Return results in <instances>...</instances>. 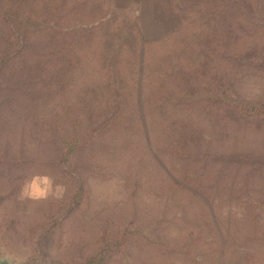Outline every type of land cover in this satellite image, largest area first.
Returning a JSON list of instances; mask_svg holds the SVG:
<instances>
[{
	"label": "rangeland",
	"instance_id": "obj_1",
	"mask_svg": "<svg viewBox=\"0 0 264 264\" xmlns=\"http://www.w3.org/2000/svg\"><path fill=\"white\" fill-rule=\"evenodd\" d=\"M212 1L0 0V258L82 264L126 234L105 264H264V0ZM47 18L66 31L27 23ZM138 20L166 42L147 45L140 107L121 39Z\"/></svg>",
	"mask_w": 264,
	"mask_h": 264
},
{
	"label": "trees",
	"instance_id": "obj_2",
	"mask_svg": "<svg viewBox=\"0 0 264 264\" xmlns=\"http://www.w3.org/2000/svg\"><path fill=\"white\" fill-rule=\"evenodd\" d=\"M184 1L187 2V5L189 6L188 10L189 11L194 10L195 12L197 9H199L198 7L200 5H203L204 3H205V5L208 2L211 4L214 3V1H212V0H184ZM218 2H219V0L215 1V4ZM210 15L211 14L208 13L207 16H210ZM207 16H206V13L203 12V16H202V20L204 21L203 25L211 28L210 24L208 22ZM47 17H49V16H47ZM186 19H187V17H186ZM211 20L213 21L212 18H211ZM38 22H41V21H38ZM38 22H37V20L34 21L32 19H29L27 23L31 26H34L36 30L39 29V31H43V30L47 31V29L48 30L51 29V30L66 31V30H64L65 26L63 25V23L61 21H59V23H53L51 18H47L44 21H42L41 23H38ZM180 23L182 25V21H180ZM38 24H40L39 27L37 26ZM31 26H27V29L33 28ZM133 31H135L134 32L135 34H132L131 30H130L126 34H123L121 39H124L123 40L124 46L129 47L130 49L134 50V53H135L133 55V58L127 63V65H124V66L126 68H128V70L130 72H134L135 77H137V76L142 77V82L140 83V80H138L136 85L133 86V88L135 89V97H136V100L138 103L137 105H139V107H140V104L143 103V98L145 97V82L144 81H145V74H147V69H148V65H149V62L147 59V53H148L147 45L149 43H152V44L160 43V44L164 45V43H166V42H165L164 38H162V37L149 36L147 33H145L144 27L139 20L134 25ZM19 40L22 41L21 36L19 37ZM21 41H20V43H21ZM190 41L191 42H188V41H186V39L180 40L178 42L180 49L189 47L191 45V43H193L192 39H190ZM106 43L109 44L108 41H106ZM21 45L23 46V43H21ZM19 48H21V46L18 47L17 49H19ZM123 52H124V47L119 46L117 48V50H115L114 52H112L110 54L106 52V54L104 55L103 66L110 73V74H108V80H107V83L109 85V92H110V95L113 94L114 97L121 96L122 94L125 95V87L127 86V82H128V81L125 82V78H124L123 74L119 72V69H120L119 67L123 63V61H122V59L124 57ZM15 53H20V50H16ZM11 54H13V53L7 52L6 55L4 54V62L9 60V58L12 57ZM176 55L179 56L175 52V49H174L172 55L169 58L171 64H172V57L173 56L175 57ZM150 76H151V74L149 72L148 77H150ZM156 85L158 88V94L155 96V99H157L158 107L161 108L162 104H164V101H166V99H167L166 94H164V92H163V89L165 87V82H159L158 81L156 83ZM143 87H144V89H143ZM192 88H194V87H192ZM196 90L197 89L195 87L191 92H189L190 98L194 97L193 94H195ZM143 95H144V97H143ZM143 107L144 106L142 105L141 110H143ZM115 108H116V111H115V113H116L118 106L116 105ZM253 108L256 111H259L255 107H250V109L247 111L245 108V111H243V113L247 116H251V114H252L251 109H253ZM138 110H140V108ZM141 113H142V111H141ZM110 124H108L107 120L105 121L103 119L100 126H98L96 128H91L90 135L82 136L80 139L79 138H73V139L67 140L66 144H67V146H69L70 150H74L75 147H77L79 145L91 144V139L93 138V135L94 136L96 135L95 134L96 129H98V130L99 129L100 130L106 129L107 127L110 126ZM83 192H84V189L81 188L80 190H78L73 195L72 204H71V206H69V210L66 214H64V216L70 215L75 210L76 206L80 203V201L82 199ZM59 222H60L59 220H55V222L52 224V226L53 227L56 226ZM104 233H105L104 236H109L108 231H105ZM120 237L115 238V244L114 245H110V244L106 245L104 247V249L99 252L98 258L93 257L91 259L84 261L82 264H105L107 259H108V253L111 251V246H113V247L115 246L114 247V249L116 251L115 253L119 254L120 245L126 240L127 236H126V234H123V237H124L123 240H121ZM74 264H81V263L75 261Z\"/></svg>",
	"mask_w": 264,
	"mask_h": 264
},
{
	"label": "water",
	"instance_id": "obj_3",
	"mask_svg": "<svg viewBox=\"0 0 264 264\" xmlns=\"http://www.w3.org/2000/svg\"><path fill=\"white\" fill-rule=\"evenodd\" d=\"M0 264H14V263L8 258H0Z\"/></svg>",
	"mask_w": 264,
	"mask_h": 264
}]
</instances>
